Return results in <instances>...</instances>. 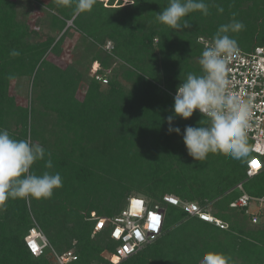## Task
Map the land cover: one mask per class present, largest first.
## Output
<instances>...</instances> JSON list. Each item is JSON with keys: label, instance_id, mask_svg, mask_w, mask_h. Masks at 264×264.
<instances>
[{"label": "trees", "instance_id": "obj_1", "mask_svg": "<svg viewBox=\"0 0 264 264\" xmlns=\"http://www.w3.org/2000/svg\"><path fill=\"white\" fill-rule=\"evenodd\" d=\"M204 2L209 15L191 13L186 17L190 28L173 30L156 19L168 0H136L125 6L122 0H109L106 7L97 0L91 12L79 16H73L75 5L58 7L49 0L45 6L40 2L50 14L45 16L51 28L47 33L19 14L17 0H0V130L42 146L46 158L31 171L58 172L63 182L50 199L7 202V210L0 212V264H54L52 249L59 255L74 249L78 259L69 264H113L108 257L118 244L103 232L94 233L91 213L114 218L131 196L161 203L167 194L202 207L210 204V212L228 227L168 205L162 234L119 264H201L208 252L225 255L228 264H264V218L255 222L245 209L231 208L242 194L234 188L245 180L254 153L244 160L211 153L204 161L193 160L183 132L199 125V112L189 120H174L180 135L168 132L172 93L188 73L201 74L199 58L205 47L200 39L212 41L218 28L235 18L245 25L230 34L240 50L252 52L264 45V0ZM73 31L99 47L86 58L90 66L82 67L84 72L80 61L64 68L53 59L61 58ZM108 42L114 45L111 53L103 49ZM12 50L20 55L13 57ZM96 62L98 71L93 69ZM18 79L32 81L29 105L10 96ZM82 84L87 90L80 100ZM249 145L252 149L250 140ZM47 159L51 169L45 167ZM245 190L264 196V171ZM32 217L52 248L39 257L25 242L34 226Z\"/></svg>", "mask_w": 264, "mask_h": 264}, {"label": "clouds", "instance_id": "obj_2", "mask_svg": "<svg viewBox=\"0 0 264 264\" xmlns=\"http://www.w3.org/2000/svg\"><path fill=\"white\" fill-rule=\"evenodd\" d=\"M58 7H72L73 16L91 12L97 0H54ZM136 0L124 5L134 4ZM55 14V9H51ZM223 12V8H218ZM194 12L209 15L204 0H168V6L159 14L157 21L173 30L188 29L191 25L186 17ZM245 28L243 22L233 18L221 25L209 46L199 58L201 74L188 73L181 80L174 95L173 114L166 117L169 134H181L174 127L176 118L189 120L194 112L203 117L196 127L187 126L183 132V143L187 153L195 161H204L208 155L220 154L234 160L247 159L252 151L248 131L254 108V96L243 88L235 90L230 64L238 59L240 48L233 38ZM10 55L19 56L18 50ZM50 157V153L47 154ZM46 151L28 139L15 140L7 130H0V212L7 210V202L15 199H50L54 190L62 187V177L45 171L36 175L33 165L45 160ZM45 167H53L47 159ZM153 217V221H154ZM229 258L221 253L208 252L201 264H228Z\"/></svg>", "mask_w": 264, "mask_h": 264}, {"label": "built area", "instance_id": "obj_3", "mask_svg": "<svg viewBox=\"0 0 264 264\" xmlns=\"http://www.w3.org/2000/svg\"><path fill=\"white\" fill-rule=\"evenodd\" d=\"M200 41L205 42V47L211 44V41L204 39ZM103 49L111 53L114 45L108 42ZM230 68V74L235 81V90L239 91L243 88L255 98L252 126L248 131L249 140L253 143L254 157L247 163L245 180L234 188L242 194L237 201L231 204V208L245 209L247 214L252 216L253 221L257 222L264 218V196H251L245 190V184L264 171V45L256 47L252 52L240 50L238 59L232 61ZM98 69L99 64L96 63L94 71ZM97 79L103 85L108 84L107 78L98 76ZM172 95L174 96L175 93ZM168 205L180 207L190 217H197L221 229L228 227L207 207H202L195 202L183 201L172 194L165 195L161 203H150L143 197L131 196L120 216L112 218L98 216L96 212H92L89 218V221L95 222V234L103 232L118 244L115 253L108 257L109 261L119 264L155 241L162 234ZM152 217H156V220L153 221ZM25 242L29 252L35 257L42 256L47 248H51L46 235L36 222L26 236ZM52 251L58 264H69L78 259L74 249L63 255H59L53 249Z\"/></svg>", "mask_w": 264, "mask_h": 264}, {"label": "rangeland", "instance_id": "obj_4", "mask_svg": "<svg viewBox=\"0 0 264 264\" xmlns=\"http://www.w3.org/2000/svg\"><path fill=\"white\" fill-rule=\"evenodd\" d=\"M17 1L19 3V14L22 15L23 18L26 17V19L30 23V26L34 28L44 27L47 33L51 31V28L49 26L50 23L46 21L47 19H45V16L50 17V14L48 11L41 8L40 6V2L43 4V6H45L49 2V0H39L40 2L38 0H17ZM101 1L104 2L103 4L106 7L108 4V0H101ZM128 2L130 1L129 0L122 1L123 6H125L124 4ZM48 20H50V18H48ZM69 24L73 25L71 23ZM52 35L53 36L57 35V33L52 34ZM204 40L211 41V40H206V39ZM83 41H86V43H84ZM92 43H93L92 41H87L86 38L82 40L78 33L74 31L70 32L69 38L67 39L64 49L61 53V58L53 57V59L56 60V62L64 68H67L70 65H76V64L78 65L79 61L81 62V64H79L80 69L84 66L88 68L90 64H89V60L87 61L86 58L87 57L91 58V55L94 54L99 49V47H94ZM201 43L204 45L205 42H201ZM93 69H94V66H93ZM81 70L84 72V68H82ZM101 89L102 91H106L107 86H102ZM86 90H87V84H82L80 86V91L78 94V98L80 100L83 99V96ZM10 96L13 97V99L18 103H21L23 105H29V102L32 99V96L34 97V89H33L32 81H30L29 79L28 80L18 79V80L13 81L10 87ZM206 207L209 210H211L210 204H208ZM32 221L33 223L35 222L38 223L34 217H32ZM51 259L54 264L57 263L53 255H51Z\"/></svg>", "mask_w": 264, "mask_h": 264}, {"label": "snow or ice", "instance_id": "obj_5", "mask_svg": "<svg viewBox=\"0 0 264 264\" xmlns=\"http://www.w3.org/2000/svg\"><path fill=\"white\" fill-rule=\"evenodd\" d=\"M155 219H154V221L156 220V217H154ZM152 219H153V217H152ZM207 219V218H206Z\"/></svg>", "mask_w": 264, "mask_h": 264}, {"label": "water", "instance_id": "obj_6", "mask_svg": "<svg viewBox=\"0 0 264 264\" xmlns=\"http://www.w3.org/2000/svg\"><path fill=\"white\" fill-rule=\"evenodd\" d=\"M72 24V22H70ZM71 26L70 24H68V27Z\"/></svg>", "mask_w": 264, "mask_h": 264}]
</instances>
